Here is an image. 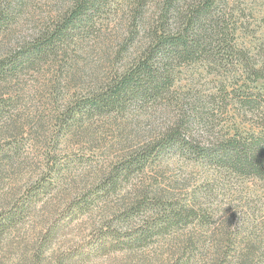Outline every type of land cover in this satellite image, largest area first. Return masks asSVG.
Returning a JSON list of instances; mask_svg holds the SVG:
<instances>
[{
	"label": "rangeland",
	"instance_id": "rangeland-1",
	"mask_svg": "<svg viewBox=\"0 0 264 264\" xmlns=\"http://www.w3.org/2000/svg\"><path fill=\"white\" fill-rule=\"evenodd\" d=\"M63 1L24 0L0 30V62L53 24ZM128 3L108 0L93 31L0 74V264H264V180L169 146L127 168L180 120L186 95L205 100L213 131H257L264 79L249 78L239 54L226 66L180 64L168 101L84 108L138 55ZM229 6L237 45L256 58L264 0ZM250 95L256 103L242 104Z\"/></svg>",
	"mask_w": 264,
	"mask_h": 264
},
{
	"label": "trees",
	"instance_id": "trees-1",
	"mask_svg": "<svg viewBox=\"0 0 264 264\" xmlns=\"http://www.w3.org/2000/svg\"><path fill=\"white\" fill-rule=\"evenodd\" d=\"M24 0H5L0 7V30L21 12ZM108 0L63 1L53 24L45 27L37 37L10 62H0V74L16 67L23 60L34 65L42 58L64 50L74 37L90 33L98 24L97 17ZM230 0H131L128 3L129 37H140L138 55L129 69L93 99L85 101L86 110L113 109L119 106H140L168 101L178 80L177 67L185 62L204 60L224 66L233 64L239 54L245 62L249 78L264 79V43L256 58L249 57L236 43ZM19 12V13H17ZM23 59V60H22ZM38 60V61H37ZM242 104H255L252 96ZM258 105V104H257ZM262 105V104H261ZM261 105L257 113H264ZM252 106V105H251ZM180 120L173 122L163 136L150 143L134 161L147 163L164 148L180 151L194 159H203L219 168L243 176L264 180V115L257 131L244 132L231 127L227 133L222 125L219 131L210 129V115L206 102L186 95L179 105ZM76 109L70 116L74 117ZM239 114V113H238ZM132 163V164H131ZM126 169L125 171H128Z\"/></svg>",
	"mask_w": 264,
	"mask_h": 264
}]
</instances>
